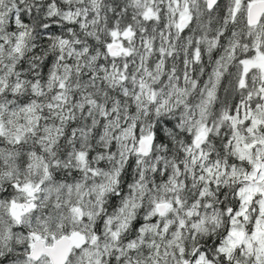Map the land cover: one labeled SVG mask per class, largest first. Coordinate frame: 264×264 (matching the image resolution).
I'll list each match as a JSON object with an SVG mask.
<instances>
[{
	"label": "snow or ice",
	"instance_id": "6c2138e0",
	"mask_svg": "<svg viewBox=\"0 0 264 264\" xmlns=\"http://www.w3.org/2000/svg\"><path fill=\"white\" fill-rule=\"evenodd\" d=\"M0 264H264V0H0Z\"/></svg>",
	"mask_w": 264,
	"mask_h": 264
}]
</instances>
